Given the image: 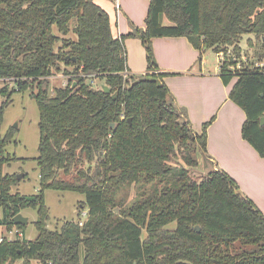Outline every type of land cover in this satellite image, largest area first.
I'll return each mask as SVG.
<instances>
[{"label":"trees","instance_id":"obj_1","mask_svg":"<svg viewBox=\"0 0 264 264\" xmlns=\"http://www.w3.org/2000/svg\"><path fill=\"white\" fill-rule=\"evenodd\" d=\"M148 14L145 31L115 38L95 0H0V79L13 80L16 92L38 85L42 186L35 196L12 193L18 179L4 167L15 136L0 135V227L21 230L12 219L38 212L37 240H5L0 264H264L260 209L223 170L192 178L209 123L197 135L185 121L152 48L153 38L187 37L201 55L223 52L220 76L226 85L237 79L229 97L247 115L243 138L264 158V66L232 69L247 35L257 37L264 60V0H151ZM134 37L147 51L144 76H125V40ZM61 64L74 70L51 93L44 81ZM92 76L109 91L91 87ZM9 105H0V127ZM133 185L139 192L125 207L118 196ZM47 189L85 195L87 221L49 230Z\"/></svg>","mask_w":264,"mask_h":264},{"label":"crops","instance_id":"obj_2","mask_svg":"<svg viewBox=\"0 0 264 264\" xmlns=\"http://www.w3.org/2000/svg\"><path fill=\"white\" fill-rule=\"evenodd\" d=\"M150 4L151 0H116V13L111 7L98 5L111 16L117 38L146 30ZM125 47L128 75L149 74L142 41L128 38ZM152 48L159 72L171 74L164 81L185 121L197 135H202L204 124L209 123L205 156L212 169L225 171L264 214V158L243 138L247 115L229 97L231 84L226 85L220 76L219 58L217 68L208 67L205 53L201 55L187 37L153 38Z\"/></svg>","mask_w":264,"mask_h":264},{"label":"rangeland","instance_id":"obj_3","mask_svg":"<svg viewBox=\"0 0 264 264\" xmlns=\"http://www.w3.org/2000/svg\"><path fill=\"white\" fill-rule=\"evenodd\" d=\"M95 2L100 4L103 8L106 6L111 7L113 13H116L113 0H95ZM114 20L116 21L115 14ZM164 22L167 23L165 18ZM72 25H75V21L72 22ZM67 37L76 39L75 34L72 32ZM67 37L65 39H67ZM240 46V58L235 59L237 64L233 66L234 69L237 68L239 70L253 63L254 65H264V60L261 58L262 45L254 34L245 36ZM231 52H234V48L230 49L228 56L231 55ZM204 53L205 63H207L208 67L217 68L218 63L216 55L218 54L210 49L206 50ZM224 57H226L225 54ZM61 67V72L55 71L50 78L44 81L43 85L46 86L48 84L51 93H54L57 88L68 85L70 74H65L64 70H74V67H65L64 64H61ZM236 81V78L233 79L230 86L231 88H233ZM87 83L95 89H101L105 86V79L92 76L87 79ZM34 85L32 91L26 90L16 92L17 86L13 80L0 79V105L4 102L10 103L4 110L2 116L3 122L0 127V135L3 137L8 132L12 131L15 136L5 148L10 160L4 167V173L16 175L17 179L21 177L20 180L18 179V184L14 186L12 193L24 196H35L42 190L40 169L37 162L40 155L39 144L41 139L39 128L40 113L38 103L32 97L34 92H38V85L36 83ZM6 86H8V92L2 94V90ZM186 167L189 168L188 166ZM212 167L207 156L202 153L199 157V167L190 169L191 176L193 179L199 181L203 176H206V173H208ZM139 189L140 187L136 185L124 188L120 192L118 199L124 201L125 207H127L137 197ZM44 194L45 203L49 210V222L47 223L49 230L55 231L56 229H60L64 222L67 221H81L84 223L87 221L89 206L88 202H86L85 195L75 191L70 192L55 189H47L44 191ZM116 212L119 213V210L117 209ZM21 213L28 218L29 223L24 225L23 229L19 231L24 234V239L34 242L38 238V231L36 228L38 212L33 209H27ZM2 217L3 212L0 208V219H2ZM6 229V227H0V235L5 234ZM11 236L12 235L8 234V238H11ZM17 237L14 238L17 239ZM23 262L24 261L21 260L11 264H23ZM32 264H38V262L33 261Z\"/></svg>","mask_w":264,"mask_h":264},{"label":"built area","instance_id":"obj_4","mask_svg":"<svg viewBox=\"0 0 264 264\" xmlns=\"http://www.w3.org/2000/svg\"><path fill=\"white\" fill-rule=\"evenodd\" d=\"M230 52V51H229ZM217 57L219 58V63H220V68H221V66H222V64H224L223 62L225 61V57H224V53L223 52H221V53H219L218 55H217ZM257 67H263L264 65H256ZM232 69H234V68H232ZM237 69V68H236ZM235 69V70H236ZM242 68H240L239 70H241ZM128 74L126 73L125 74V76H127ZM81 225H83V223L81 224ZM5 227V226H4ZM4 227H2V228H4ZM13 230H14V232H13ZM8 234L9 235H14L13 236V238H12V236H11V238H8ZM18 236V237H17ZM23 236H24V234L23 233H21L20 231H19V229H17L16 227L14 228V229H12V230H8V229H6V232H5V234H3V235H0V244H2V243H4L5 242V240H8V241H10V242H12V241H16V240H22V239H24L23 238ZM14 237H17V239H15Z\"/></svg>","mask_w":264,"mask_h":264},{"label":"water","instance_id":"obj_5","mask_svg":"<svg viewBox=\"0 0 264 264\" xmlns=\"http://www.w3.org/2000/svg\"><path fill=\"white\" fill-rule=\"evenodd\" d=\"M73 61H75V58H72ZM104 91L108 92L109 91V88L108 86H104ZM261 125L264 126V117L261 118ZM112 128L114 127V125L112 124L111 126ZM21 177H19L18 179L20 180ZM12 221L17 225H27L29 223V220L27 217H25L22 213L21 214H18L16 215ZM195 229L199 232L200 231V228L197 226L195 227Z\"/></svg>","mask_w":264,"mask_h":264}]
</instances>
